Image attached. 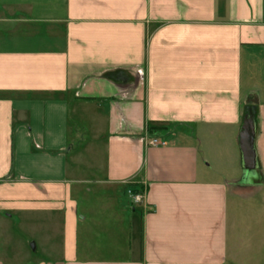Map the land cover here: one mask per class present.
<instances>
[{"label":"crops","instance_id":"1","mask_svg":"<svg viewBox=\"0 0 264 264\" xmlns=\"http://www.w3.org/2000/svg\"><path fill=\"white\" fill-rule=\"evenodd\" d=\"M13 224L28 264H264V0H0Z\"/></svg>","mask_w":264,"mask_h":264},{"label":"rangeland","instance_id":"2","mask_svg":"<svg viewBox=\"0 0 264 264\" xmlns=\"http://www.w3.org/2000/svg\"><path fill=\"white\" fill-rule=\"evenodd\" d=\"M97 190L93 191V195L97 194L96 193ZM128 195H133L136 194L137 192L133 191V188L130 187L128 190ZM98 192V191H97ZM132 210V209H130ZM129 210V212L131 213V211ZM138 212V210H137ZM12 228L10 229V231L8 232L9 234V238L8 237H4L3 241L1 242L2 238H0V250L3 253V251L5 250L7 252V255L10 256V259H12L10 262H5V264H28L27 261H23L24 260V256L28 254H30V249H31V240L32 241H38L39 238V232H37L34 236L33 239L29 238V236L22 230L21 227L18 226V224H13L11 226ZM2 234V233H1ZM118 241V246L112 247V253L115 255H119V256H124L125 251L122 252V250H125L126 246L123 245V239L119 238L117 239ZM38 243V242H37ZM37 255L39 256L40 253V249H36L35 252H33V255ZM16 259L18 260V262L16 261ZM248 264V262L246 263Z\"/></svg>","mask_w":264,"mask_h":264},{"label":"built area","instance_id":"3","mask_svg":"<svg viewBox=\"0 0 264 264\" xmlns=\"http://www.w3.org/2000/svg\"><path fill=\"white\" fill-rule=\"evenodd\" d=\"M146 145L150 147H158V146H165L166 141L156 138V137H150L146 139ZM129 192V191H128ZM129 197L132 199V201L136 204L140 203L142 201V195L140 193H136L133 195L129 194Z\"/></svg>","mask_w":264,"mask_h":264},{"label":"trees","instance_id":"4","mask_svg":"<svg viewBox=\"0 0 264 264\" xmlns=\"http://www.w3.org/2000/svg\"><path fill=\"white\" fill-rule=\"evenodd\" d=\"M154 129H156L155 126H150V127L148 128V130H154ZM133 191L138 193L140 190H139V189H133Z\"/></svg>","mask_w":264,"mask_h":264}]
</instances>
